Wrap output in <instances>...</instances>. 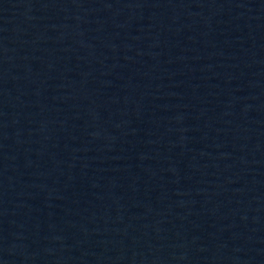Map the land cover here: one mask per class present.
<instances>
[{"label": "water", "instance_id": "water-1", "mask_svg": "<svg viewBox=\"0 0 264 264\" xmlns=\"http://www.w3.org/2000/svg\"><path fill=\"white\" fill-rule=\"evenodd\" d=\"M0 264H264V0H0Z\"/></svg>", "mask_w": 264, "mask_h": 264}]
</instances>
